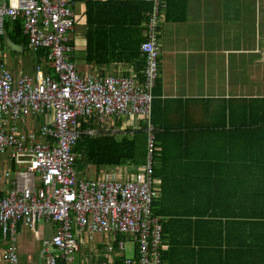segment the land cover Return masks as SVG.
<instances>
[{
    "label": "crops",
    "instance_id": "1",
    "mask_svg": "<svg viewBox=\"0 0 264 264\" xmlns=\"http://www.w3.org/2000/svg\"><path fill=\"white\" fill-rule=\"evenodd\" d=\"M123 1L127 0H77L71 60L82 77L114 75L144 79L142 49L125 52L123 48L127 43L144 39L147 21L144 17L151 9L143 14V4H123ZM164 3L159 79L152 104V119L160 136L155 161L158 178L153 186L157 199L162 196L161 185L175 190L176 204H182L178 211L186 215L160 219L195 221L202 203L194 190L206 189L212 193L217 190L223 196L219 203L225 210L231 203L230 193L226 195V192L236 189L245 192L240 195L249 196V189L264 186V124L261 122L264 120V0H164ZM128 28H140L141 32L129 33ZM18 39L13 40L9 35L3 41L0 38V61L17 79L35 75L38 65H43L39 53ZM46 68L55 76L52 69ZM53 117V112L46 111L33 114L27 122L18 125L28 133L51 123ZM114 127L119 129L118 136L138 135L142 131L148 141L147 121L140 117L116 120ZM15 169L17 166L8 161V155H0L1 192L10 187L4 174ZM78 176L84 178L79 173ZM256 198L255 203L263 202ZM211 201L209 198L207 204ZM204 213L207 217L202 220L215 218L206 207ZM16 228L13 239L3 240V246L0 245V264H43L42 252L46 250L43 238H50L48 231L53 236L56 225L47 221L34 229L19 223ZM209 230L212 237L216 232ZM178 234L185 238L194 235L193 231L179 228ZM78 240V252H82L81 258H77L79 263L115 262V257L101 250L106 236L97 234L91 240L86 234H79ZM82 242L89 251L86 248L81 251ZM11 245L17 256L13 263L4 258ZM194 249V246L189 250L185 246L176 247L177 264H188L185 255L189 252L192 258ZM136 253L137 248L135 256Z\"/></svg>",
    "mask_w": 264,
    "mask_h": 264
},
{
    "label": "built area",
    "instance_id": "2",
    "mask_svg": "<svg viewBox=\"0 0 264 264\" xmlns=\"http://www.w3.org/2000/svg\"><path fill=\"white\" fill-rule=\"evenodd\" d=\"M152 3L144 41L145 76L82 77L71 60V35L76 26L77 0H0V35L5 21L20 20L30 47L43 65L35 75L14 77L0 61V155L17 166L4 174L10 187L0 191V234L11 240L22 223L37 229L47 221L56 225L51 238H43V264H81L77 260L79 234L93 240L107 237L104 248L122 255L131 235L137 253L124 264H162L163 225L153 215L158 197L153 180L156 129L151 122L153 90L159 79L160 26L164 0ZM52 69L55 76L44 70ZM51 111V123L24 133L19 123L33 114ZM140 117L147 121L149 162L132 180H120L118 168L102 170L99 180L79 178L75 147L83 135L119 133L116 120ZM6 261L17 260L11 245Z\"/></svg>",
    "mask_w": 264,
    "mask_h": 264
},
{
    "label": "trees",
    "instance_id": "3",
    "mask_svg": "<svg viewBox=\"0 0 264 264\" xmlns=\"http://www.w3.org/2000/svg\"><path fill=\"white\" fill-rule=\"evenodd\" d=\"M133 1V2H132ZM118 2V1H116ZM120 3V2H119ZM125 3H132L134 5L143 4V14L151 9L152 3L147 1L127 0ZM147 20V17H144ZM143 21V18H142ZM125 23V22H124ZM132 22H126L131 24ZM138 26L140 23H135ZM5 35H9L13 40L21 44H29V36L24 33L23 25L20 20H6L5 21ZM127 32H141L140 28H128ZM5 35H0L3 41ZM144 39L136 41V43H127L124 45V51H141V45ZM118 47V50L122 52ZM142 52V51H141ZM42 57L45 50L38 52ZM158 91H154L157 94ZM264 124V120H261ZM152 123L157 129V125ZM258 125V122L256 123ZM262 127V126H261ZM156 131V139L153 150V180L158 178V173L155 167L157 158V139L160 141ZM141 144V146H140ZM161 147V146H159ZM75 152L78 154L76 161V170L80 176L98 180L101 170L118 168L125 165H133L138 170L140 167L149 162V148L147 137L139 139L137 135L118 136L114 134H103L97 137H90L83 135L75 147ZM137 173V172H136ZM156 189V188H155ZM160 195L156 199L153 206V215L155 217H168L175 219L176 217H183V212L178 211L182 204H176V191L162 187ZM198 193L197 200L202 203L201 211L195 217V221H178V220H162L163 225V243L161 245V259L162 264H177L174 258V251L178 246H185L188 250L190 246H194L193 257L190 258L189 252L185 255V261L188 264H256L257 262H264L263 257H251L249 252H260L264 250V186L258 189H249L248 195H240L239 190H231V203L228 209H223L219 200H223V196L219 195L216 190L215 193L208 192L206 189L194 190ZM263 199L262 203H255V200ZM209 198L212 200L209 204ZM239 202H246L240 204ZM251 203V204H250ZM248 205L246 211L244 210ZM187 207V206H186ZM193 204L190 205V208ZM212 218L211 220H202L207 217L204 208ZM207 212V210L205 211ZM182 213V214H181ZM188 217H191L188 215ZM226 217V219H225ZM220 219H225L220 221ZM228 220V221H227ZM178 228L181 230L193 231L194 235L186 238L178 234ZM215 230L210 237V230ZM167 249H166V248ZM113 264H124V256H119ZM264 264V263H263Z\"/></svg>",
    "mask_w": 264,
    "mask_h": 264
},
{
    "label": "rangeland",
    "instance_id": "4",
    "mask_svg": "<svg viewBox=\"0 0 264 264\" xmlns=\"http://www.w3.org/2000/svg\"><path fill=\"white\" fill-rule=\"evenodd\" d=\"M5 33H6V31H5ZM3 35H5V34H3ZM5 36H7V35H5ZM159 43H160V38H159ZM132 136H134V135H132ZM137 137L139 139L146 138L147 134L142 132V131H140V132H138ZM140 146H141V144H140ZM111 169L114 170V168H111ZM136 172H137V169L133 165L120 166V167H118V170H116V174L120 178V180H127V178L134 176V174ZM101 174H102V170L100 172L99 179L101 178ZM50 234H51V232L48 231L47 232V236L51 238L52 234L51 235ZM1 237L2 236L0 234V239H2ZM121 238L124 239V241L126 242V249H125V252L122 255H119V256H124V259L125 258L135 257L136 246L133 243V240L131 239V235L124 234ZM0 245L3 246V239H2V241H0ZM81 248H82L81 251H83V249L85 250V248H86V250H88L89 247H88L87 244L82 242L81 243ZM101 250H102L103 253L108 254L107 251L104 249V242L101 245ZM97 253H99V252H97ZM99 254H101V253H99ZM248 255L251 256V257H255V258H257V257L258 258L259 257H263L264 258V250L260 251V252H254V253L249 252ZM81 256H82V252H77L78 260L81 258ZM119 256L115 257L114 260L119 258ZM263 263L264 262L262 261V262H257L256 264H263Z\"/></svg>",
    "mask_w": 264,
    "mask_h": 264
},
{
    "label": "water",
    "instance_id": "5",
    "mask_svg": "<svg viewBox=\"0 0 264 264\" xmlns=\"http://www.w3.org/2000/svg\"><path fill=\"white\" fill-rule=\"evenodd\" d=\"M7 37V36H6Z\"/></svg>",
    "mask_w": 264,
    "mask_h": 264
}]
</instances>
